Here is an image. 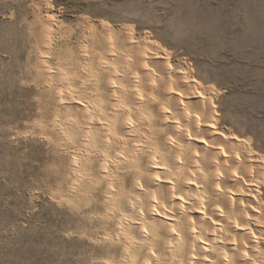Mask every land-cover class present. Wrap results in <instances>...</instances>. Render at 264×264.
Returning <instances> with one entry per match:
<instances>
[{
    "label": "rangeland",
    "instance_id": "1",
    "mask_svg": "<svg viewBox=\"0 0 264 264\" xmlns=\"http://www.w3.org/2000/svg\"><path fill=\"white\" fill-rule=\"evenodd\" d=\"M127 41L192 85L203 112L187 105V114L218 134L228 172L222 179L231 173L226 188L247 211L246 227L259 241L256 259L264 264V0H0V264L186 258L181 248L164 252V227L150 228L144 242L130 237L138 241L132 247L115 231L120 217L130 223L137 210L142 214L129 192L126 199L117 195L127 168L108 150L113 155L119 143L106 149L105 131L95 128L102 106L113 101L98 74L103 65L104 75L107 65L119 75L131 71L116 50ZM118 85L115 97L122 98ZM144 125L142 139L151 138ZM91 129L96 138L85 140ZM168 169L160 175L171 177ZM205 186L199 183L197 198L207 202Z\"/></svg>",
    "mask_w": 264,
    "mask_h": 264
},
{
    "label": "bare ground",
    "instance_id": "2",
    "mask_svg": "<svg viewBox=\"0 0 264 264\" xmlns=\"http://www.w3.org/2000/svg\"><path fill=\"white\" fill-rule=\"evenodd\" d=\"M139 48L130 41L116 46V50L121 52L119 55L121 63L125 64L129 71L131 70L127 71V74L119 75L116 69H110L108 65V75L103 74V68L106 65L101 67V72L98 74L99 77L106 78L103 86L113 101L102 106L103 117L96 118L95 128L105 131L106 138L105 140L101 138L100 142L104 143L106 149L119 143L113 155L108 150V154L114 156L112 161L127 168V174L122 182L123 187L119 189L117 195L122 198L129 192L131 196L128 202L133 204L132 208L134 205H141L142 214L140 215L137 210L130 223L126 222L123 216L120 217L115 231H118H116L118 235L129 236L126 240L127 246L132 247L138 241L130 237L136 236L138 240L144 242L148 240L146 239L148 231L155 230L160 233L162 231H159V227H164L162 234L164 235V252H179L180 248L188 252L186 258H183L180 263L177 260L179 264H259L256 259L259 241L253 238L250 229L246 227L244 214L247 211L245 213L241 211L226 188L231 173L222 179L228 172L226 164L221 160L220 143L214 140L218 134L204 121L190 119L192 116L187 114V105H194L203 112L197 100L190 94L192 85L188 80L173 74L171 68L166 70L167 63L157 61L154 55ZM110 50L113 52L112 49ZM117 83L123 92L122 98L120 95L115 97ZM85 105L81 103L78 107L85 109L86 116L88 106ZM145 107L150 108L149 117L145 113L146 110L144 111ZM96 119H92L93 123ZM145 123L148 125L145 129L149 130L152 136L142 139L144 135L140 131L144 130L142 128ZM92 131L94 130L91 129L83 134V138L89 140L88 138L92 135L95 139V133ZM77 134L80 135V133ZM218 139L221 138L218 137ZM144 142H148L151 149H145ZM151 142L154 144L153 147ZM228 158L230 159L226 163H235L234 159ZM167 168L172 171V176L168 178L160 175ZM100 172L101 176L102 172L106 174L104 166ZM103 176L106 177V175ZM112 183L114 185L113 180ZM199 183H204L209 188L207 190H209L210 199L207 202L197 198ZM127 185L129 189L126 188ZM231 192L234 194L233 191ZM111 197L113 196L109 195V200ZM128 207L126 210L131 211ZM190 213H194L195 216ZM194 219L196 221H193Z\"/></svg>",
    "mask_w": 264,
    "mask_h": 264
}]
</instances>
